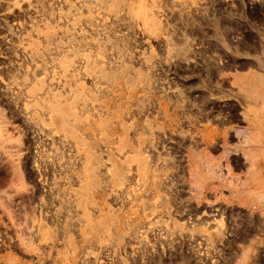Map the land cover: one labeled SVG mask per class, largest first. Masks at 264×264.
<instances>
[{"label":"rangeland","instance_id":"1","mask_svg":"<svg viewBox=\"0 0 264 264\" xmlns=\"http://www.w3.org/2000/svg\"><path fill=\"white\" fill-rule=\"evenodd\" d=\"M68 8L66 0H0V112L9 135L0 145V264H264L262 207L234 191L243 183L238 189L247 194L264 190V135L255 129L263 140L249 158L239 134L256 117L241 87L255 74L264 79V0H159V37L126 17L97 26L99 39L115 44L109 59L150 81L127 120L152 125L145 153L161 182L140 195L156 206L133 214L141 219L140 236L125 244L116 237L104 243L100 234L85 238L81 211L68 193L79 186L83 159L73 142L35 119L38 114L47 122L48 114L29 89L45 78L51 91L62 90L50 77L59 70L56 59L73 48L57 50L52 43L43 60L29 48L40 40L36 26L72 29L60 18ZM79 10L82 17L90 13L86 6ZM79 28L90 33L91 26ZM174 47L181 52L170 54ZM76 65L84 73L83 61ZM99 142L104 175L109 147ZM202 155L215 174L199 187L190 163ZM103 177L96 199L132 215L129 194L114 197L112 181Z\"/></svg>","mask_w":264,"mask_h":264},{"label":"bare ground","instance_id":"2","mask_svg":"<svg viewBox=\"0 0 264 264\" xmlns=\"http://www.w3.org/2000/svg\"><path fill=\"white\" fill-rule=\"evenodd\" d=\"M66 1L69 8L60 14V18L71 21L72 29H59L50 23L42 27L36 26L40 40L33 41L29 48L33 57L40 60L51 53L52 43L56 44L57 50H64L65 47L73 48L72 52L64 53L56 59L57 65L54 66L59 70H53L54 74L50 77L51 82L62 86V90L51 91L45 85V78L39 79V82L29 89L30 95L40 100L36 105L44 108L48 114L47 122L38 114H35V119L38 123L48 125L59 132L64 139L73 142L83 159V167L76 177L79 186L67 192L71 194L74 205L81 211L85 238L89 239L93 234H100L99 239L104 243L116 237L118 243L123 244L126 240L130 241L140 236L138 227L141 219L138 218L139 216L134 217L133 214L141 208L143 210L149 208L152 211L155 209V204L141 201L140 195L150 189L158 190L161 182L152 165V159L145 153V147L151 145L152 125L145 123L139 126V124H129L127 120L131 113V105L142 99V93L150 91V81L148 74L143 71L135 72L123 63L109 59L108 50L115 51V44L110 40H100L97 26L106 24L108 17L115 19L126 17L132 22L137 21L142 24L145 32L159 37L157 33L160 26L157 15L159 0H76L75 3ZM80 5L90 9L87 17H82ZM94 10L100 15H95ZM82 23H89L90 33L79 28ZM63 39H66V45H64L65 41L62 42ZM85 46L97 48V53H81V48ZM181 50L174 47L170 54H179ZM77 59L83 61L84 73L79 71L76 65ZM83 78L94 86L93 90L83 84ZM251 78H253L251 82H242L244 86L241 88L253 104L249 111L255 112L252 114L256 117L252 115L251 125L243 130L240 129L239 133L243 135V142L246 144H244L246 146L244 153L249 158L255 154L254 143L263 140L254 136L255 129L258 128V131L264 135V79L259 74ZM39 89L42 91L38 92ZM108 96H111L113 101L107 100ZM142 97H145V94ZM93 109L95 111H92ZM4 120L0 112V145L9 140ZM91 134H99L98 140L109 147L107 155L109 162L104 175L101 173L105 162L100 153V142L91 140L89 138ZM261 148L264 149V145H261ZM199 158L194 156L195 162L191 161L190 166L194 186L203 187L202 185L207 183L210 175H214L215 172L213 169L211 171L209 159L204 155ZM103 176L112 181L110 185H114L116 191L114 197L121 198L129 194L130 207L136 206L134 212L130 208L132 215L115 212L96 199L98 192L103 191ZM243 184L237 185L234 191L239 194L245 193L248 197L245 202L252 206L259 204L264 213V190L247 194L246 191L238 189V186L243 187ZM68 244L75 245L72 241Z\"/></svg>","mask_w":264,"mask_h":264}]
</instances>
